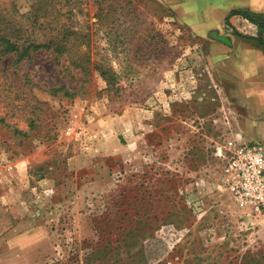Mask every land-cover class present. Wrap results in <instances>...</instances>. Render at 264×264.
<instances>
[{"label": "rangeland", "instance_id": "374dc122", "mask_svg": "<svg viewBox=\"0 0 264 264\" xmlns=\"http://www.w3.org/2000/svg\"><path fill=\"white\" fill-rule=\"evenodd\" d=\"M0 14L49 46L0 62V264H264V226L225 172L258 109L235 97L252 43L229 23L230 46L199 36L163 0Z\"/></svg>", "mask_w": 264, "mask_h": 264}, {"label": "crops", "instance_id": "0c3cea01", "mask_svg": "<svg viewBox=\"0 0 264 264\" xmlns=\"http://www.w3.org/2000/svg\"><path fill=\"white\" fill-rule=\"evenodd\" d=\"M163 2L179 12V15L191 20L193 31L202 37L212 36L214 40L226 38L234 43L233 37L223 35L224 23L229 18V24L242 34L251 36L259 34L258 27L240 15L231 16L234 11H248L264 15V0H163ZM223 35V36H222ZM212 40V39H211ZM213 40V42H215ZM215 45H220L215 42ZM241 49L242 57H248L251 62V84L237 85L238 102L241 104H256L258 109L253 112L249 123H238L237 139L246 143H264V50L254 45ZM262 50V51H261ZM262 76V77H261ZM244 88L247 93L244 92ZM239 91V92H238ZM263 218L260 223L264 226Z\"/></svg>", "mask_w": 264, "mask_h": 264}, {"label": "built area", "instance_id": "2783aa9c", "mask_svg": "<svg viewBox=\"0 0 264 264\" xmlns=\"http://www.w3.org/2000/svg\"><path fill=\"white\" fill-rule=\"evenodd\" d=\"M227 153L226 181L234 200L264 220V143L229 141Z\"/></svg>", "mask_w": 264, "mask_h": 264}, {"label": "trees", "instance_id": "16d2710c", "mask_svg": "<svg viewBox=\"0 0 264 264\" xmlns=\"http://www.w3.org/2000/svg\"><path fill=\"white\" fill-rule=\"evenodd\" d=\"M240 15L247 19L249 22L255 24L258 27L259 34L257 37L246 36L238 32L235 28L233 29V34L236 37H240L250 43H252L257 48H262L264 50V15H257L248 11H234L231 16ZM229 18H227L226 23H229ZM26 31L15 27L11 22L6 21L1 17L0 14V62L5 57L13 55L16 59V63H22L27 60L32 59V55L41 49L48 48V44L40 43L38 38H33L32 34H24ZM220 42L229 45V41L226 38H218ZM56 50L61 49L62 44L58 42L56 45ZM60 91H65L67 97H72L73 94L67 91L65 88H54L52 93L55 95ZM34 121H31V128H34ZM15 135H20L21 132L17 128H13Z\"/></svg>", "mask_w": 264, "mask_h": 264}]
</instances>
